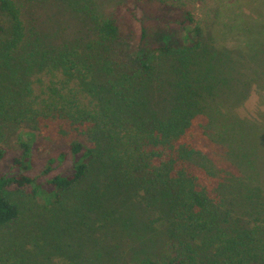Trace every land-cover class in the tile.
<instances>
[{
  "label": "trees",
  "instance_id": "trees-1",
  "mask_svg": "<svg viewBox=\"0 0 264 264\" xmlns=\"http://www.w3.org/2000/svg\"><path fill=\"white\" fill-rule=\"evenodd\" d=\"M34 2L42 9L34 16L36 34L27 12ZM131 2L133 8L127 9L138 37L137 45L131 39L132 51L140 60L135 71L114 54L124 35L117 17L102 12L108 4L0 0V264H54V250H65L66 238L83 226L97 232L93 215L112 214L121 197L136 199L141 192L151 204L168 201L169 258L137 264H264V185L251 170L258 157L235 161L237 128L223 112L219 83L202 64L210 49L202 46L201 23L191 11L180 22L151 18L179 24L180 35L166 33L150 44L142 5L182 8L186 3ZM61 8L60 14L82 20L76 29L94 30L90 43H63L78 32L70 35L71 24L55 23ZM42 13L52 18L45 33L38 22ZM168 58L177 63L169 78L158 62ZM157 81L169 87L159 93L165 106L156 111L152 86ZM11 133L16 137L9 148L5 142ZM42 139L68 150L48 159L36 174L35 147ZM210 140L227 149L236 168L232 175L219 172L209 157ZM70 156L72 173L53 175L55 165ZM19 192L29 193L38 208L33 211L12 197ZM235 198L246 203L241 213ZM86 250L79 247L59 264L84 263ZM119 256L107 263L123 264L126 257Z\"/></svg>",
  "mask_w": 264,
  "mask_h": 264
},
{
  "label": "rangeland",
  "instance_id": "rangeland-1",
  "mask_svg": "<svg viewBox=\"0 0 264 264\" xmlns=\"http://www.w3.org/2000/svg\"><path fill=\"white\" fill-rule=\"evenodd\" d=\"M110 1L112 3L109 6ZM184 1L186 6L182 8L162 4L142 5L145 11L139 13L140 16L143 13L147 15L148 19L146 18L145 22L148 21L149 43L155 44L162 39L164 34L173 31L180 35L179 24L164 25L151 18L159 17L180 22L183 20L186 11H191L196 15L197 21L201 23L203 28L202 46L210 49L209 56L202 59V64L210 70L216 82L219 83L217 91L224 98H222L223 102L225 101L223 112L225 114L230 113V121L237 128L235 138H238L239 147L234 151L235 161L238 163L239 159L241 163H245L249 157L256 155L258 161L251 166V170L259 174L257 176H260V183L262 182L264 185V0ZM99 2L108 4V7L102 12L106 15L114 14L117 17L124 35L123 39L114 45L115 56L122 61L126 68L131 71L138 70L140 60L132 51L131 41L133 39L137 45L138 37L132 34L135 23L127 9L128 6L133 8V3L131 0H99ZM118 2H122L121 6L117 4ZM34 5L37 3L28 4L27 12L29 29L31 33L36 34V17L34 16L42 9L33 7ZM61 11H63L62 8L57 14L59 21L56 20L55 23L62 27L64 24H71L70 35H73L75 30L78 32L75 36L66 37L63 43L74 42V40L79 39L81 45H86L95 38L94 30L89 32L84 28L85 30L82 31L81 26L76 29V26L82 22L80 18L71 14V18H73L71 19L63 13L60 14ZM49 18L44 13L40 14L38 18L43 33L52 26V18ZM44 42L52 45L61 43L53 39ZM158 62L162 64L161 67L164 66L161 71H167L169 78L177 64L176 61L168 58L167 60L159 59ZM161 76L163 80L166 79L164 73ZM167 87H169L168 84L158 85V81L152 86L155 93V100L152 104L153 110L157 111L165 106L159 93L162 88L167 89ZM153 110L152 112H154ZM15 137V133L8 136L5 142L7 147H13ZM207 148L209 157L214 160L219 172L221 169V172L230 171L229 173H231L235 171L236 168L231 164L230 155L224 146L210 140L207 143ZM65 150H68L67 146L51 140L42 139L41 142L37 143L35 147L36 174L45 166L48 159L57 158ZM72 171L70 156L65 163L55 165L53 175L70 174ZM144 194L141 192L136 199L127 196L121 197L120 204L114 208L116 211L112 214L104 212L100 216L93 215L95 223H91L97 232L92 234L89 229L83 226L79 233L66 238L63 241L66 249L60 251L56 247L54 250V264L61 263V259L64 260V258L76 255L79 247H86L87 249L84 251V263L82 264H95L96 261L99 264H108V257L114 261L117 256L120 257L119 255L126 257L125 261L121 258L123 264H137L144 259H162L164 256H166L165 259H168L169 241L166 235L168 201L153 200V204H151ZM12 197L33 211L38 208L34 198L29 193H13ZM233 202L240 205L235 207L241 213L243 205L246 204L245 201L235 198ZM159 217L163 221L157 223ZM95 243H98L99 246ZM102 249L105 254L101 251ZM62 254L65 257H59ZM94 259H96L95 262H93ZM113 264H118V261Z\"/></svg>",
  "mask_w": 264,
  "mask_h": 264
}]
</instances>
